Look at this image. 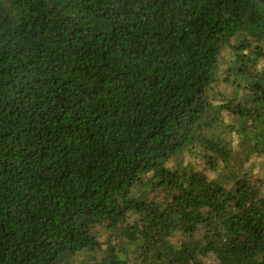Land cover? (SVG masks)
<instances>
[{"label": "trees", "instance_id": "trees-1", "mask_svg": "<svg viewBox=\"0 0 264 264\" xmlns=\"http://www.w3.org/2000/svg\"><path fill=\"white\" fill-rule=\"evenodd\" d=\"M0 264H264V0H0Z\"/></svg>", "mask_w": 264, "mask_h": 264}, {"label": "rangeland", "instance_id": "rangeland-1", "mask_svg": "<svg viewBox=\"0 0 264 264\" xmlns=\"http://www.w3.org/2000/svg\"><path fill=\"white\" fill-rule=\"evenodd\" d=\"M236 47L232 42L225 46L223 53L220 55L219 63L216 68V76H218L219 81L223 79L231 85L236 77V75H246V70L241 60V57L236 56Z\"/></svg>", "mask_w": 264, "mask_h": 264}]
</instances>
